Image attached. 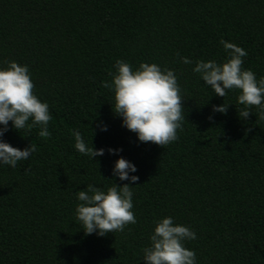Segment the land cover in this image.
<instances>
[{"label": "trees", "instance_id": "obj_1", "mask_svg": "<svg viewBox=\"0 0 264 264\" xmlns=\"http://www.w3.org/2000/svg\"><path fill=\"white\" fill-rule=\"evenodd\" d=\"M221 39L246 51L242 68L264 77V0H0V67L27 65L50 115L47 137L30 121L17 131L9 122L0 135L35 146L15 168L0 166V264H145L142 249L162 216L195 232L184 246L196 264H264V119L256 106L239 117L238 90L220 97L191 71L196 60L225 58ZM117 59L173 70L184 116L175 141L139 142L121 126L103 87ZM221 103L226 111L213 112ZM73 130L104 154L78 153ZM108 147L135 165L136 222L85 235L76 191L129 183L112 175L117 154Z\"/></svg>", "mask_w": 264, "mask_h": 264}, {"label": "clouds", "instance_id": "obj_2", "mask_svg": "<svg viewBox=\"0 0 264 264\" xmlns=\"http://www.w3.org/2000/svg\"><path fill=\"white\" fill-rule=\"evenodd\" d=\"M225 51V58L215 60H196L191 71L199 75L204 85L212 93L224 97L226 90H238L236 103L243 105L238 116L246 119L249 106L259 109L260 119H264V77L241 67L246 51L234 43L223 39L219 41ZM180 62H193L181 56ZM111 82H104L103 87L110 89L112 112L120 118L121 126L135 134L139 142H152L165 146L177 139V130L184 120L182 97L176 75L169 68H162L157 63L139 62L133 69L126 61L115 60ZM33 83L27 65L15 61L5 62L0 67V135L11 128L16 131L26 128H39L38 135L47 137L50 120L48 104L33 93ZM227 104L213 105L212 111L224 113ZM101 131L106 126H98ZM74 149L90 159L102 156L104 148H93L85 143L79 131L72 132ZM109 154H117L111 172L120 181H128L111 186L101 191L88 184L77 190V203L74 209L75 219L85 235L104 236L107 233L122 231L127 224L135 223L132 212V191L130 184L137 180L135 165L118 155L120 149L108 147ZM35 151V146L17 148L0 139V166L15 168L18 162L28 159ZM196 234L188 226L174 223L171 216H162L153 221L148 237L149 244L142 249L145 264H196L193 250L184 246V242L194 240Z\"/></svg>", "mask_w": 264, "mask_h": 264}]
</instances>
